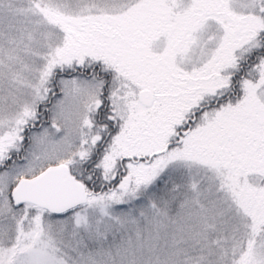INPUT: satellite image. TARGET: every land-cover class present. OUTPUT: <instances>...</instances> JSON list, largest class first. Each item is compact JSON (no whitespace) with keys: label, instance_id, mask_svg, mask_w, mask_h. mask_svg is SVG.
Here are the masks:
<instances>
[{"label":"snow or ice","instance_id":"obj_1","mask_svg":"<svg viewBox=\"0 0 264 264\" xmlns=\"http://www.w3.org/2000/svg\"><path fill=\"white\" fill-rule=\"evenodd\" d=\"M0 264H264V0H0Z\"/></svg>","mask_w":264,"mask_h":264}]
</instances>
